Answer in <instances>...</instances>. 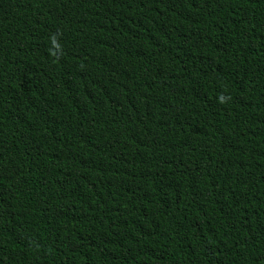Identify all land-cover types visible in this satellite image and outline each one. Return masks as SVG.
Masks as SVG:
<instances>
[{
  "label": "trees",
  "instance_id": "trees-1",
  "mask_svg": "<svg viewBox=\"0 0 264 264\" xmlns=\"http://www.w3.org/2000/svg\"><path fill=\"white\" fill-rule=\"evenodd\" d=\"M0 264H264V0H0Z\"/></svg>",
  "mask_w": 264,
  "mask_h": 264
}]
</instances>
